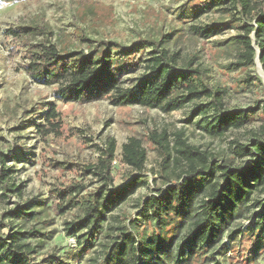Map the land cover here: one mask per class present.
<instances>
[{"label": "trees", "instance_id": "16d2710c", "mask_svg": "<svg viewBox=\"0 0 264 264\" xmlns=\"http://www.w3.org/2000/svg\"><path fill=\"white\" fill-rule=\"evenodd\" d=\"M225 5L237 10L238 24L231 21L213 23L209 27L193 26L190 28L192 34L209 39L226 29L238 30L239 34L223 43L226 47H234L236 52L237 62L232 66L235 69L253 68L258 61L264 72V0H185L179 17L186 23L209 11L227 13L229 11L223 8ZM21 32L31 38L44 34L36 27L10 31L15 37H21ZM172 34L173 31L157 38L144 37L130 47L83 36L80 40L89 44L86 53L61 51L55 45L30 44L29 48L33 49L28 51L26 71L38 85H57L56 95L64 103L84 104L108 98L113 106H139L167 113L193 102L208 101L197 105L192 116L204 115L206 109L213 111L211 118L204 121V130L209 136L221 137L255 119L260 121L259 131L264 136V108L261 112L258 108L224 111V91L209 85L203 71L179 67L178 54L167 51L165 44ZM146 51L147 58L142 59ZM140 65L141 76L131 87L123 89L121 72L139 69ZM43 121L46 124L35 126L39 137L44 140L52 134L59 135V113L53 105H46ZM158 139L164 143L162 170L167 171L170 163L184 165V169L173 177L165 171V176H161L165 183L163 189L141 201L135 217L118 221L120 224L113 228L115 235L108 234L110 215L144 187L146 180L135 175L121 187L113 188L110 163L114 158L115 143L109 140L97 164L82 169L95 176L102 186L84 195H81L84 188L75 186L57 195L61 201L57 208L59 213L77 209L81 214L64 224V233L75 240L77 252L45 254L37 261L36 250L44 248L52 238V232H44L36 226L43 223L45 209L43 201L34 197L23 204H15L2 214V219L7 221L2 226L15 229L7 237L0 238V264H71L69 259L77 261L97 245L102 248V254L96 264H197L199 259V264H210L214 261L219 254L223 227L238 216L241 209L247 208L246 203L251 201L254 192L264 193V140H254L251 145L236 143L233 154L252 160L249 165L232 167L230 161L225 165L214 164L183 140L169 148L165 133ZM171 150L175 157L170 154ZM16 155L11 151L6 155L0 152V192L3 197L20 192L19 187L9 183L10 169L5 166ZM145 162L146 152L140 141L130 138L122 145L123 165L133 172H141ZM73 189L74 194L70 191ZM30 223L34 225L26 229ZM240 234V242L245 237L252 239V257L263 240L264 204L260 206V214ZM101 238L107 242L101 243ZM31 240L36 243L31 244Z\"/></svg>", "mask_w": 264, "mask_h": 264}, {"label": "rangeland", "instance_id": "374dc122", "mask_svg": "<svg viewBox=\"0 0 264 264\" xmlns=\"http://www.w3.org/2000/svg\"><path fill=\"white\" fill-rule=\"evenodd\" d=\"M184 1L1 0L0 152L3 155L9 151L17 154L5 166L10 169L9 183L19 187L20 192L8 193L6 197L1 196L0 192V238L7 237L15 229L2 226L7 223L2 219V214L15 204H23L37 197L43 201L45 213L41 219L43 223L36 226L44 232H52V238L44 248L36 250L37 261L45 254L76 253V242L66 236L64 224L81 214L77 209L59 213L57 208L61 201L57 195L75 186H82L84 190L81 195H84L102 186L95 176L82 169L97 164L109 140L115 143L114 158L110 163L113 188L121 187L135 175H141L146 180L144 187L110 215L109 235H115L113 228L121 220L135 217L141 201L163 189L165 183L161 176L167 172L169 177H173L184 169V165L170 163L166 172L162 170L164 143L158 139L159 135L165 133L169 148L183 140L205 154L214 164L225 165L228 161L232 167L250 164L252 158L237 157L233 151L236 143L251 145L254 140H264L257 119L241 129L229 130L223 136L213 138L204 130V121L211 118L213 111L206 109L204 115L192 116L197 105L208 101L193 102L167 113L139 106H113L108 98L84 104L64 103L56 95L57 85H38L26 71L28 51L33 49L29 48L30 44L55 45L61 51L86 53L89 44L80 40L83 36L130 47L144 37L157 38L173 31L165 48L170 54H178L179 67L189 66L190 69L203 71L209 85L224 91V111L258 108L261 112L264 108V72L261 66L256 64L253 68L235 69L232 66L237 62L234 47L223 44L239 34L238 30L226 29L222 34L203 39L193 35L190 29L220 22L238 24L236 20H240V15L237 10L225 5L223 8L229 11L227 13L209 11L183 23L179 10ZM21 27H36L44 34L32 38L22 32L21 37L11 35L10 31L17 32ZM147 52L141 56L142 59L147 58ZM137 56L139 58V54ZM142 73V65L139 69L123 70L121 87H131ZM48 104L53 105L59 113V135L52 134L43 140L36 133L35 126L46 124L43 118ZM130 138L140 141L146 152V162L141 172H133L121 163L122 145ZM170 154L176 156L173 150ZM70 191L74 194V189ZM262 204L264 193L254 192L251 201L246 203L247 208L241 209L238 216L223 227L219 254L210 264H264V235L252 257V239L245 237L242 242L239 241L240 232L260 214ZM33 225L27 224L25 228ZM29 242L33 245L36 243L35 240ZM106 242L107 239L101 238V243ZM101 252L102 248L97 245L77 261L69 259V263L96 264ZM246 257L249 259L245 261ZM199 263L200 259L197 261Z\"/></svg>", "mask_w": 264, "mask_h": 264}, {"label": "water", "instance_id": "95a60500", "mask_svg": "<svg viewBox=\"0 0 264 264\" xmlns=\"http://www.w3.org/2000/svg\"><path fill=\"white\" fill-rule=\"evenodd\" d=\"M256 64H259L258 61L256 62Z\"/></svg>", "mask_w": 264, "mask_h": 264}]
</instances>
